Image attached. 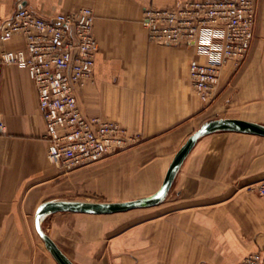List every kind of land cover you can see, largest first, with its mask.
<instances>
[{"label":"crops","instance_id":"obj_1","mask_svg":"<svg viewBox=\"0 0 264 264\" xmlns=\"http://www.w3.org/2000/svg\"><path fill=\"white\" fill-rule=\"evenodd\" d=\"M186 0H0V31L26 5L50 17L91 7L100 49L77 92L87 116L119 122L124 150L65 172L51 157L47 125L26 66L0 65V264H60L37 228L47 201L123 202L157 192L189 138L218 118L264 125V0L241 64H226L211 99L195 89V46L151 41L147 8ZM16 34L0 50L25 46ZM264 135L216 130L198 138L166 197L113 213L55 211L42 228L74 264H241L264 258Z\"/></svg>","mask_w":264,"mask_h":264},{"label":"built area","instance_id":"obj_2","mask_svg":"<svg viewBox=\"0 0 264 264\" xmlns=\"http://www.w3.org/2000/svg\"><path fill=\"white\" fill-rule=\"evenodd\" d=\"M259 0H186L173 6L147 8L143 24L151 41L195 46L206 60L193 59V85L204 99H211L221 71L229 62L241 65L249 56L258 18ZM91 7L44 16L29 6L17 7L1 28L0 41L16 34L25 46L0 50V65L27 67L37 86L39 107L47 125L49 152L65 171L90 166L126 149L132 138L117 121L87 116L78 90L91 78L100 49L94 34ZM4 124L0 122V138ZM264 195V179L257 187ZM241 264H264L260 253Z\"/></svg>","mask_w":264,"mask_h":264},{"label":"water","instance_id":"obj_3","mask_svg":"<svg viewBox=\"0 0 264 264\" xmlns=\"http://www.w3.org/2000/svg\"><path fill=\"white\" fill-rule=\"evenodd\" d=\"M216 130H235L264 135V125L257 122L231 117L214 119L205 123L189 138L186 144L179 150V152L175 156L161 188L148 197L123 202H86L60 200L47 201L41 204L36 216L37 228L41 237L46 242L47 248L53 254L55 259L60 264H74L42 228L41 219L44 215L55 211H78L97 214L113 213L118 211L129 210L136 207H143L156 204L166 197L178 169L180 168L181 164L183 163L184 159L186 158L198 138L206 133Z\"/></svg>","mask_w":264,"mask_h":264}]
</instances>
